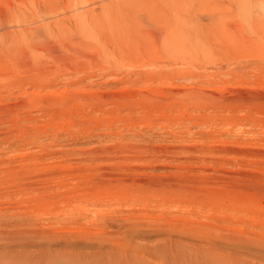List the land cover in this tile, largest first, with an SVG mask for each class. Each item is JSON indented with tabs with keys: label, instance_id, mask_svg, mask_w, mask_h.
Wrapping results in <instances>:
<instances>
[{
	"label": "rangeland",
	"instance_id": "374dc122",
	"mask_svg": "<svg viewBox=\"0 0 264 264\" xmlns=\"http://www.w3.org/2000/svg\"><path fill=\"white\" fill-rule=\"evenodd\" d=\"M197 1L0 0L1 259L264 264V0Z\"/></svg>",
	"mask_w": 264,
	"mask_h": 264
},
{
	"label": "bare ground",
	"instance_id": "6f19581e",
	"mask_svg": "<svg viewBox=\"0 0 264 264\" xmlns=\"http://www.w3.org/2000/svg\"><path fill=\"white\" fill-rule=\"evenodd\" d=\"M194 2H193V7L191 8L192 9V11H195V9H194V4L196 3V1L197 0H193ZM199 4H200V9H202L203 8V11H204V8H205V6L203 5V4H201V3H203V0H198L197 1ZM198 5V4H197ZM198 8V7H197ZM209 12V11H208ZM207 14V13H206ZM213 22V21H212ZM190 24L192 25V30H194V32L195 33H193V34H191V37H190V40H191V42H189V40H188V42L189 43H191V44H189V45H187L186 47H185V50L184 51H182L181 52V55H185V56H190V52H192L193 53V49H191L192 47H194V48H197V43L198 42H207V37H206V35H204V34H202V33H204V30L209 26V24L208 23H205L202 19H200V17L198 16V17H196L195 19L194 18H192L191 19V22H190ZM22 31H25V29L23 28L22 29ZM203 31V32H202ZM9 35V34H8ZM7 35V36H8ZM5 43V42H4ZM8 44V43H7ZM206 45H207V43H205ZM224 46V45H223ZM222 46V47H223ZM249 47V46H248ZM204 48V50L206 51V48H207V46H204L203 47ZM216 49V48H215ZM221 49V48H220ZM223 49V48H222ZM247 49H250V48H247ZM224 50V49H223ZM251 50V49H250ZM249 50V51H250ZM187 54V55H186ZM12 74V73H11ZM29 79V78H28ZM12 80H13V78H12ZM11 80V81H12ZM14 81V80H13ZM206 82V81H205ZM14 83H15V81H14ZM32 82H30L29 84H31ZM24 84H25V82H24ZM50 85V84H49ZM19 86V85H18ZM29 86V85H28ZM236 87H237V85H236ZM240 87V86H239ZM243 87V86H242ZM246 87H247V85H246ZM230 91V90H229ZM233 93L235 94L236 93V95L238 94V91L236 90V92L235 91H233ZM239 94H241V93H239ZM213 95V94H212ZM211 95V93H207V92H204V94H203V97L205 98V97H208V96H212ZM257 95V94H256ZM250 96V95H249ZM255 98V97H254ZM234 100V99H233ZM242 100V99H241ZM249 102V101H248ZM234 103H236V102H234ZM251 103V102H250ZM237 104V103H236ZM254 106H255V104H254ZM254 235V234H253ZM257 235V234H256ZM259 235V234H258ZM250 245H252V244H250ZM178 249V248H177ZM175 250V249H174ZM124 253V252H123ZM126 253V252H125ZM181 254V253H180ZM29 255V254H28ZM53 255V254H52ZM176 255H177V253H176ZM101 256V255H100ZM115 256V255H114ZM171 257H170V263L171 264H175V262H176V259H175V255H173V253L170 255ZM178 256H180V255H178ZM23 257V256H22ZM89 257V256H88ZM91 257H93V256H91ZM103 257V256H102ZM117 257V256H116ZM20 258V257H19ZM98 258H99V256H98ZM106 258V257H105ZM110 258H112V257H110ZM127 258V257H126ZM55 259V258H54ZM100 259V258H99ZM102 259V258H101ZM107 260L109 259V258H106ZM114 259H116L115 257H114ZM112 260V261H114L115 262V260ZM52 259H51V257H50V254H46V252H44V253H42V254H40V255H31V256H29V257H27V258H25V259H23V260H19V259H16V258H14V259H1L0 258V264H53V263H55L53 260L51 261ZM111 260V259H110ZM121 260V259H120ZM98 261H102L103 263H104V261H106L105 259H104V261H103V259L102 260H96V259H91V260H89L88 262H87V260H86V264H97V262ZM118 261V260H117ZM121 261H124L125 262V259H123V260H121ZM120 261V262H121ZM134 261V260H133ZM102 262H98V264L100 263V264H103ZM110 262V261H109ZM129 262V261H128ZM108 263V262H107ZM112 263V262H111ZM136 263V262H135ZM183 263V262H182ZM105 264V263H104ZM115 264H117V263H115ZM126 264V263H125ZM129 264H130V262H129ZM179 264V263H178ZM181 264V263H180Z\"/></svg>",
	"mask_w": 264,
	"mask_h": 264
}]
</instances>
